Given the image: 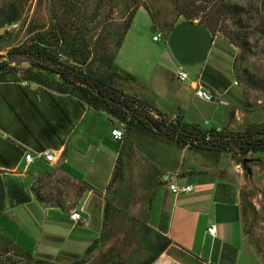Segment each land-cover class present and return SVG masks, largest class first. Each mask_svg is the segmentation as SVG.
<instances>
[{"label":"rangeland","instance_id":"obj_1","mask_svg":"<svg viewBox=\"0 0 264 264\" xmlns=\"http://www.w3.org/2000/svg\"><path fill=\"white\" fill-rule=\"evenodd\" d=\"M11 4L17 7L19 19L12 24L1 23L0 28H7L0 33V62H22L8 64L12 70L5 74L7 79L30 81L38 74L56 88L59 76L38 69L33 62L51 63V67L58 60L110 85L122 101L141 114L150 111L155 116L157 109L170 119L177 113L173 109L176 91L188 94L190 81L198 80V75L215 80L219 72L230 83L235 80L227 96H220L225 100L219 109H228L226 123L211 126L208 120L215 101L195 98H186L184 120L232 133L264 129V0H0V22ZM193 4L201 9L194 21L212 24L214 37L210 33L203 37V28L183 16L178 20L181 7ZM234 4L239 5L237 11ZM154 35H159V41L152 39ZM40 36L49 42L46 51L51 60L32 61L33 56L19 54ZM73 42L78 48L75 55L67 49V43ZM196 63L200 64L194 66ZM179 67L188 73V80L176 77ZM122 70L134 81L126 79ZM123 115L124 120L116 117L124 137L117 141L118 159L110 178L94 203L80 210L84 211L81 223L95 233L92 250L81 252L83 247L72 245L71 236L54 251L51 248L55 247L34 242L33 228L39 225L36 215L27 221V227L24 225L29 235L12 218L3 216L0 226L14 234L27 253L0 230V264H145L152 253L148 243L165 242V216L157 218L167 176L182 177L189 169H196L193 165L204 169L219 162H234L242 171L229 153L182 147L144 128L138 118ZM177 115L181 116L179 112ZM230 122L236 126L230 128ZM247 123L249 127L244 128ZM106 124L101 117V131ZM259 155L261 152H254L247 159ZM251 164L246 163L252 172L245 175L242 191L244 245L264 264V166ZM1 203L0 189V212Z\"/></svg>","mask_w":264,"mask_h":264},{"label":"crops","instance_id":"obj_2","mask_svg":"<svg viewBox=\"0 0 264 264\" xmlns=\"http://www.w3.org/2000/svg\"><path fill=\"white\" fill-rule=\"evenodd\" d=\"M180 19L184 18L179 16ZM192 24L203 28V37L209 33L213 36L203 24ZM126 37L127 34L124 40ZM119 54L120 49L117 57ZM217 75L213 80L202 73L197 80L215 95L213 115L208 120L215 127L227 121L228 109H219L225 100L220 96H227L235 82L230 83L219 72ZM188 88V94H174L173 109L183 119L186 98L198 99L191 84ZM101 117L107 121L104 131L99 128ZM117 122L110 114L69 93L32 81L0 82V219L12 218L25 230L27 221L36 215L39 225L33 228L32 235L36 244L44 243L56 251L57 245L73 236L72 245L78 249L81 245L83 252L95 233L81 222H72L69 214L73 210L85 211L108 182L117 152L107 141H115L110 132L119 128ZM234 123L230 122L229 127L234 128ZM248 127L245 124L244 128ZM26 152L53 153L54 160L41 158L26 164ZM248 160L253 167L264 166V152ZM193 166L196 169H189L182 177H166L163 182L167 190L161 198L157 220L165 216L169 244L150 264H261L244 245V173L234 162L212 163L204 169ZM170 183L191 185L192 190L175 194L169 189ZM211 225L216 227L214 234L207 232ZM0 230L14 245L21 246L2 224Z\"/></svg>","mask_w":264,"mask_h":264},{"label":"trees","instance_id":"obj_3","mask_svg":"<svg viewBox=\"0 0 264 264\" xmlns=\"http://www.w3.org/2000/svg\"><path fill=\"white\" fill-rule=\"evenodd\" d=\"M234 6L235 10L239 8V5L237 4H234ZM199 12H201V9L193 4L191 7H181L178 12V16H183L190 22H194V19H196V16L199 15ZM148 14L151 20H153V15L150 13ZM18 19L19 15L17 7L14 4H11L6 12L4 20L0 22V26L1 23H15ZM197 22L203 24L212 33V24L203 23L201 20H198ZM46 45H49V42L40 36L36 41L31 42L26 48L19 52V54L30 55L33 56L32 58L36 59L44 58L51 60V57L48 55L49 53L46 51ZM120 45L121 42L119 47ZM67 46L69 54L75 55L77 53L78 48L76 42L67 43ZM9 54L11 55V52ZM10 62L11 61L9 60L0 62V82L22 81L19 79H7L5 77V74H9V71L12 70L8 67ZM33 65L38 69H47L51 71V73L57 74L60 81L56 83V88L49 86L50 81H48L43 75H34L30 81L60 93H69L96 109L104 110L114 118L117 117L120 120H124V113L138 118L141 120L140 122H142L144 128L156 133L159 136L173 140L182 147H188L197 152L215 151L229 153L232 159H235L237 164H241V166L243 160L247 159L248 154L251 156L257 151L264 152V129L254 131L246 130L242 133H232L230 131H218L215 127L208 128L197 124H190L178 115L174 120H170L162 115V113L157 109H154L155 116H152L150 111L144 115L143 113L141 114L138 109H134L130 104L122 101L119 98L120 96L118 95V92L110 85L100 80L92 79L86 73L74 70L73 68L60 63L58 60H54L51 67V63L49 65L33 62ZM123 75L126 79L134 81V77L130 73L123 71ZM109 99L112 101H109ZM107 145L116 152L119 151L117 141H107ZM243 173L244 175L248 174L247 172ZM168 244L169 240L167 237L165 238L164 243H160L157 240L150 241L148 245L152 248V253L146 260L145 264H150ZM93 246L94 243L90 244L86 248V252H90Z\"/></svg>","mask_w":264,"mask_h":264},{"label":"built area","instance_id":"obj_4","mask_svg":"<svg viewBox=\"0 0 264 264\" xmlns=\"http://www.w3.org/2000/svg\"><path fill=\"white\" fill-rule=\"evenodd\" d=\"M152 39L154 41H159V35H154L152 37ZM176 77L180 81H186L189 79L188 73L185 72L180 67L178 68V70L176 72ZM190 84H191L192 88L194 89L195 96L198 99H200L201 101H204V102H211V103H213L215 101V95L213 93H211L209 90L205 89L203 86H201L197 80L191 81ZM234 84H235V82H234ZM110 134H111V137L113 138V140H115V141H121L124 137V133H123L122 129H120V128L112 129ZM41 158H43L47 162H52L54 160V154L53 153H40V152H36V153L35 152H26L24 154V160H25L26 164L33 163L35 160L41 159ZM167 179H171V176H167ZM168 186H169V189L171 190V192H173L175 194L185 193V192L187 193V192H190L192 190L191 185H177L175 183H170ZM69 219L74 223H78V222L83 221L81 211H78V210L71 211L69 214ZM215 231H216L215 225H211L210 227L207 228V232L209 234H214Z\"/></svg>","mask_w":264,"mask_h":264},{"label":"water","instance_id":"obj_5","mask_svg":"<svg viewBox=\"0 0 264 264\" xmlns=\"http://www.w3.org/2000/svg\"><path fill=\"white\" fill-rule=\"evenodd\" d=\"M6 28H7V26L1 27V28H0V33L3 32L4 29H6ZM27 60H31V58L29 57V58H27ZM34 60H35V59L32 58V61H34ZM9 61H11V62H12V61H13V62H22V60H20V59L9 60ZM109 101H112V100L109 99ZM247 162H249L248 159L243 160V162H242V166H241V169H242L243 172H247L248 175H250V174H251V168L248 167V166L246 165Z\"/></svg>","mask_w":264,"mask_h":264}]
</instances>
